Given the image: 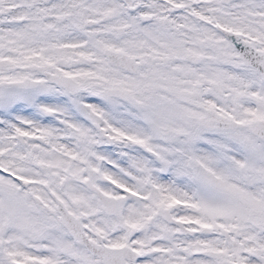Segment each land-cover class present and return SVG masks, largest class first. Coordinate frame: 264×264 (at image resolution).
Wrapping results in <instances>:
<instances>
[{"label":"snow or ice","instance_id":"6c2138e0","mask_svg":"<svg viewBox=\"0 0 264 264\" xmlns=\"http://www.w3.org/2000/svg\"><path fill=\"white\" fill-rule=\"evenodd\" d=\"M0 264H264V0H0Z\"/></svg>","mask_w":264,"mask_h":264}]
</instances>
